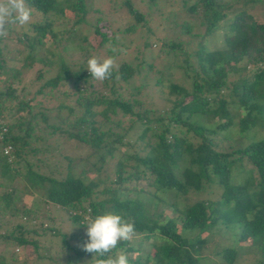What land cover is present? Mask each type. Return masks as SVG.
I'll use <instances>...</instances> for the list:
<instances>
[{"label": "trees", "instance_id": "1", "mask_svg": "<svg viewBox=\"0 0 264 264\" xmlns=\"http://www.w3.org/2000/svg\"><path fill=\"white\" fill-rule=\"evenodd\" d=\"M154 1L145 3L149 6ZM90 2L28 0L33 13L30 26H13L7 37L0 38V176L10 181L25 173L19 179L27 180L29 186L45 183V201L62 209L72 226L85 231L86 216L105 212L133 222V240L120 241L104 259L124 251L133 254L128 255L130 264H203L200 253L210 247L225 264H233L248 249L258 256L253 264H264V21L258 20L264 17V0H181V12L190 17L174 25L190 40L162 42L160 38L156 54L150 56L156 59L155 65L147 62L143 82L131 88L123 83L138 68L125 61L113 68L109 79L96 82L85 63L72 65L64 61L61 50H50L48 55L41 49L43 41L55 46L76 34L78 25L86 23ZM117 3L133 20L122 31L132 33L136 25H146L143 13L130 0ZM94 21L92 33L100 45L110 31L107 34L106 25L96 16ZM60 22L63 28H58ZM142 30L152 34L146 27ZM213 33L222 39L209 47L204 38ZM83 41L85 36L76 43L82 52L90 47ZM149 46L150 40H144V50L150 51ZM9 47L17 54H9ZM17 60L19 65L14 63ZM36 64L44 67L36 70L35 78L49 71L53 75L44 78L35 93L58 86L56 97L70 96L75 103L74 107L56 104L54 109L64 108L67 113L52 123H47L54 119L48 109L33 111L22 86H14L21 69ZM38 121L46 123L49 135L62 134L74 147L86 148V160L97 172L109 159H116L111 177L84 181L69 171L70 156L66 155L61 174L30 170L23 154L34 150L27 147L23 152V148ZM230 128L235 129L234 135ZM218 132L224 135L216 138ZM131 138L134 143L129 142ZM236 138L240 145L233 143ZM221 140L226 141L225 148L218 145ZM3 145H9L5 155ZM136 145L140 150L128 154L127 149ZM20 160L25 172L13 167ZM183 160L187 164L181 166ZM12 191L11 186L0 191V216L16 212ZM126 192L134 196L127 197ZM160 192L180 194L183 208L171 216L156 212L153 205L160 200ZM189 193L195 195L190 202ZM29 213L24 208L20 215L29 219ZM4 230L0 240L11 259L17 248L35 246L34 239L23 236L27 230L21 223ZM49 231L65 245V251H71L63 264L79 261L84 253L90 263L93 254L80 247L87 238L75 248L67 246L64 233ZM214 231L221 236L209 245L207 237ZM187 232L196 235H183ZM80 235L72 233L69 238L79 240ZM92 261L96 264V257ZM0 264L12 262L0 255Z\"/></svg>", "mask_w": 264, "mask_h": 264}, {"label": "rangeland", "instance_id": "2", "mask_svg": "<svg viewBox=\"0 0 264 264\" xmlns=\"http://www.w3.org/2000/svg\"><path fill=\"white\" fill-rule=\"evenodd\" d=\"M117 1L118 0H91L88 6L89 14H87L85 17L87 24H79L75 32L76 34H74L68 41L61 40L58 45L53 46V42L49 40L43 41L41 49L46 50L48 55L50 50L54 52L61 50L60 54L62 55L64 61L72 65L83 62V64L85 63L84 65L87 66L89 57L93 55L101 58L109 56L113 57L115 60L114 68H117V66L122 61H125L127 64L131 65V67L138 69L131 80L128 83H123V85L128 86V88L139 85V83L143 82L142 76H146L145 66L147 62L150 61V63L154 65L156 63V59H152L150 56L156 54L158 45L161 42L160 38L164 40L162 42L167 41L169 38L173 40H190L191 37H189L188 34H179L177 27L174 25L176 22L179 23V21L183 18L190 16L181 12V0H155L152 4H148L149 6H147L145 3L146 0H130L132 5L135 8H138L141 13H143L144 18L146 19V25H136L132 33L126 31L124 32L122 31V27L126 24L128 25L132 23L133 20L128 17L123 7L118 6L119 4ZM68 15H70V12H68ZM95 16L99 18L100 24L106 25L107 28H105V31L107 34L110 31L108 38L100 45H98V36L92 33ZM258 20L264 21V17L260 16ZM168 25H171V27H167ZM145 27L150 29L152 34L146 33L144 30H142ZM58 28H63L61 22L58 25ZM191 32L193 33L194 30H191ZM164 34L167 36L166 39H163L162 37ZM82 36H85L86 38V41H83L82 43L85 46H90L87 51L83 52L80 51L78 47H76V43L80 41ZM146 39L150 40V51L149 49L144 50L143 48V41ZM220 39H222V37L218 36L216 38L215 33L204 38L206 45L209 47L214 46L216 43L215 41H219ZM60 44H62V46L64 45V49L61 48ZM10 47L8 50L9 54L16 55V51ZM18 48L20 47L18 46ZM113 49H115V51H113ZM107 50H109V52H107ZM116 50L120 51L115 53ZM14 63L19 65L20 62L17 60L14 61ZM43 67L44 66L36 64L31 68H22L19 81L14 86L16 89L19 87L21 88L22 86L24 90L23 93L26 95L24 97L28 98L30 105L34 106L33 111H36L38 108L48 109V115L52 116L54 119H51L50 117V119H47V123H52L54 122L53 120H58L61 116H64L67 113L66 109L64 108L59 109L60 111L54 109L56 108V104L62 102L63 104L74 107L75 103L73 98L70 96L56 97V90H60V87L58 86L55 88L43 89L42 93H35V90L44 81V78L53 75L52 71H49L48 74L45 73L44 76L35 78L36 70ZM160 67L161 66L159 65L157 66L158 69ZM40 70L42 71V69ZM150 75L152 76L153 74L150 73ZM95 81L100 82L98 80ZM145 89L143 90H149L147 87ZM76 110L77 108L74 109V111ZM18 114H20V112ZM45 124L46 123L38 121V125L34 127V130L31 133L29 144L23 148V152L28 150L27 147H30L34 150L32 153L30 150L27 151L28 153L23 154L25 156L24 159L27 160L26 162L28 163L30 170L36 171L42 175H47L51 172L55 174L59 172L61 174L64 172V165L67 162V160L63 157L66 155L70 156L69 171H71L72 174L79 176L84 181L87 179H102L105 176L111 177L112 168L115 165L116 159H109L108 162L102 166L99 172H97L90 166L88 160H86V156L88 154V150L86 148L74 147L72 144L73 142L69 139L65 140V136L62 134L49 135L45 131L47 130V128L44 127ZM229 131V133L232 135L235 134L234 128H230ZM222 135H224L223 132H218L215 137L220 138ZM129 142L134 143L133 138H131ZM136 142L139 144L138 141ZM229 143L232 144V142ZM233 143L237 145L241 144L239 143L238 138H236ZM218 145L221 147L224 146L225 148L226 141L221 140ZM36 148L38 151L35 150ZM135 150H140V145H136L133 146V148L131 147L127 149V153L130 154ZM9 157L10 158H7V161L10 162L11 156ZM22 161L23 160H20L17 161L18 163L13 164V167H18L19 172H25ZM179 164L181 166L186 165L187 161L183 160ZM22 175H14L10 181L7 179L3 180V178L0 176V191L8 186L12 187L13 191L11 201L13 207L16 208V212L12 213V215H16L15 217L12 215L9 216L7 213L4 216H0V231L4 229V231L12 229L14 224L21 223L22 226L27 230L23 236L34 239L35 246L25 245L22 248H17V250H14L15 254H13V259H11L8 254V249L4 247V243L0 240V255L4 256V261H11L12 264H63L66 261L67 256L71 254V251H65V245L59 241L57 236H53L50 233L49 228H54L58 232L64 233L66 235L67 246H73L75 248L79 246L80 240L83 241L87 238L85 228L83 229L81 227L78 228L76 226H72L62 209L45 201L43 190L45 183L41 185L34 183V185L29 186L27 180L23 181L19 179L22 177ZM26 176L27 178H31V176H28V174ZM126 196L133 197L134 193L126 192ZM158 196L160 197V200H158L157 203L153 205V209L156 212L162 213V215H175L174 210L182 209L184 206L185 201L180 194L173 196L168 192H160ZM188 196V202L193 200L195 197L193 193H189ZM209 198L211 197L209 196ZM24 208L30 212L29 219H25L24 216L20 215L21 210ZM32 229L36 230V233L33 234L31 232ZM13 233L16 234V232ZM72 233H80L81 235L79 236V240L76 238H69ZM183 235L187 237H193L196 234H194V232H187L183 233ZM205 235L206 233L203 234V236ZM219 236H221V233L214 231L211 236L208 235L207 238L209 242L207 244H216L218 242ZM227 242L228 240L225 243ZM248 250L244 253H239V258H237L233 264H253L258 256L257 254L253 253V249ZM200 254L202 256L200 263L225 264L224 261L218 260L216 256L213 255V253L210 251V247H204ZM127 255L131 257L133 256L132 253ZM87 256L88 255L84 253L79 258V261L77 260L68 262V264H93V258H91L90 263H88ZM142 257L143 254L141 255V259ZM69 260L71 261L72 259ZM148 264H153V262Z\"/></svg>", "mask_w": 264, "mask_h": 264}, {"label": "clouds", "instance_id": "3", "mask_svg": "<svg viewBox=\"0 0 264 264\" xmlns=\"http://www.w3.org/2000/svg\"><path fill=\"white\" fill-rule=\"evenodd\" d=\"M32 9L28 0H0V38L7 37L13 26L27 28L32 22ZM115 51V49H113ZM115 66L113 57L91 56L87 61V69L94 79H109ZM87 240L80 247L96 257V264H130L124 251L115 256L105 255L117 248L120 241H131L136 235L133 222L125 220L120 214L105 212L95 217L86 216Z\"/></svg>", "mask_w": 264, "mask_h": 264}, {"label": "built area", "instance_id": "4", "mask_svg": "<svg viewBox=\"0 0 264 264\" xmlns=\"http://www.w3.org/2000/svg\"><path fill=\"white\" fill-rule=\"evenodd\" d=\"M8 150H9V145H3L2 146V153L3 154H7Z\"/></svg>", "mask_w": 264, "mask_h": 264}]
</instances>
